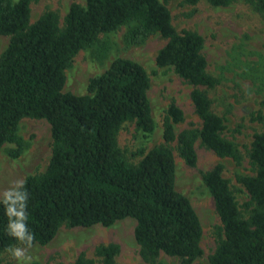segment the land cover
<instances>
[{"label":"trees","instance_id":"16d2710c","mask_svg":"<svg viewBox=\"0 0 264 264\" xmlns=\"http://www.w3.org/2000/svg\"><path fill=\"white\" fill-rule=\"evenodd\" d=\"M38 1L0 0V35L9 37L0 53V150L10 143L14 147L9 155L21 154L24 141L18 128L23 118L45 119L52 139L46 169L27 175L0 199V256L15 245H45L62 226H110L133 218L145 264H163L161 253L178 257L182 264H201L193 263L203 253L201 222L190 199L176 189L170 144L177 142L179 156L190 167L197 162V139L218 157L236 163L243 158L237 144L222 134L224 117L211 109L201 88L219 83L207 70L203 36L176 30L166 6L169 0H85L72 2L61 21L51 10L31 21V3ZM199 1L181 0L190 5ZM206 1L227 6L235 0ZM242 1L264 14V0ZM122 26L128 44L141 45L153 35L166 40L155 63L192 85L190 99L201 121L200 127L176 134L174 124L185 118L172 100L162 122L163 143L148 151L139 148L137 163L128 160L117 137L127 123H134L145 137L155 129L146 68L115 56L89 78L87 93L64 90L65 70L75 55ZM101 51L97 57L107 49ZM248 158L252 173L236 176L248 196L241 205L222 175L221 163L201 172L220 221L209 264H264V129L254 133ZM119 251L117 243L99 244L94 250L98 260L81 252L70 264H117Z\"/></svg>","mask_w":264,"mask_h":264},{"label":"rangeland","instance_id":"374dc122","mask_svg":"<svg viewBox=\"0 0 264 264\" xmlns=\"http://www.w3.org/2000/svg\"><path fill=\"white\" fill-rule=\"evenodd\" d=\"M72 2L84 4L85 0L32 2L31 21L47 10L57 12L61 21ZM166 6L176 30H194L203 36L202 52L207 60V70L219 83L214 88H201L206 90L211 109L224 117L222 134L237 144L243 156L239 163L229 157H218L197 139V162L190 167L179 156L177 142L170 144L175 159L176 189L190 199L202 226L203 253L193 263L209 264L208 257L216 244L215 226L220 221L212 196L202 184L201 172L221 163L222 175L229 181L239 205L247 200V193L236 176L252 173L248 158L250 143L254 133L264 129V118L257 119L258 115L264 117V14L242 0H235L227 6H214L206 0L194 5L169 0ZM125 30L126 26H122L113 32L103 33L92 47L80 50L65 70L64 90L75 94L87 93L89 78L102 72L115 56L141 63L150 78L148 98L155 129L145 137L134 123H127L117 137L128 160L137 163L139 148L148 151L163 143L162 122L172 100L182 109L185 118L183 122L174 124L176 134L185 128L200 127L201 121L194 113L190 99L192 85L171 69L159 68L155 63V56L166 40L153 35L141 45L128 44L123 39ZM8 42V36L0 35V53ZM105 48L106 54L97 57V52ZM18 134L24 141L18 157L9 155L14 144L6 143L0 150V199L9 196L27 175L43 172L51 156V131L45 119H21ZM135 224L133 218H124L110 226H62L45 245H15L3 252L0 264H70L81 252L98 260L94 255L95 247L108 243H117L120 247L115 257L117 264H145L134 238ZM159 260L163 264H182L178 257L164 253Z\"/></svg>","mask_w":264,"mask_h":264}]
</instances>
